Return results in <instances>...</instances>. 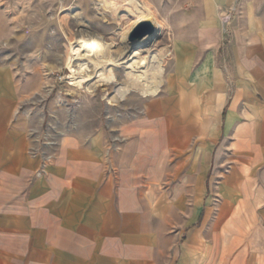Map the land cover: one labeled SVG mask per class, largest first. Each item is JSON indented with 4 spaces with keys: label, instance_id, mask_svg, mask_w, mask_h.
<instances>
[{
    "label": "crops",
    "instance_id": "crops-1",
    "mask_svg": "<svg viewBox=\"0 0 264 264\" xmlns=\"http://www.w3.org/2000/svg\"><path fill=\"white\" fill-rule=\"evenodd\" d=\"M214 1L230 21L199 41L221 149L171 177L162 121L40 154L0 72V264H264V0Z\"/></svg>",
    "mask_w": 264,
    "mask_h": 264
},
{
    "label": "rangeland",
    "instance_id": "rangeland-1",
    "mask_svg": "<svg viewBox=\"0 0 264 264\" xmlns=\"http://www.w3.org/2000/svg\"><path fill=\"white\" fill-rule=\"evenodd\" d=\"M142 1L148 2L156 19L165 25L157 41L150 38L139 43L144 57L167 55L163 86L155 97L136 91L111 103L117 84L128 83L125 64L116 69L118 83L100 88L93 96L70 86L63 64L72 34L78 39L79 14L82 28L98 35L105 47L112 46L113 57L119 59L125 50L122 31L135 21L128 15L127 0H0V72L13 79L19 95L17 116L37 142L40 154L56 153L69 136L103 138L115 148L130 127L143 120L165 123L171 145L169 177L178 160L185 166L193 156L196 164V155L212 149L217 156L221 97L208 92L212 88L206 78L210 69L203 65L205 53L199 41L207 30L224 22L215 1ZM148 21L156 26L154 19ZM214 201L216 217L217 194Z\"/></svg>",
    "mask_w": 264,
    "mask_h": 264
},
{
    "label": "bare ground",
    "instance_id": "bare-ground-1",
    "mask_svg": "<svg viewBox=\"0 0 264 264\" xmlns=\"http://www.w3.org/2000/svg\"><path fill=\"white\" fill-rule=\"evenodd\" d=\"M127 4L129 6V9H127L128 15L134 16L135 21L122 31L121 37L125 50L119 59L113 57L112 46L108 44L105 47L99 41L98 35L87 32L82 28L81 24L83 22L79 18L81 16L79 14L77 22H80L81 27L78 30V39L75 41V35L72 34L73 38L69 40L66 59L63 64L65 77L71 82L70 86L75 87L77 90L82 89L92 96L100 88L117 84L116 69L125 64L128 83L117 84L114 94L110 97L111 103L125 100L127 96L136 91L144 97H155L159 95L164 81V64L167 55L152 53L149 57L142 56L139 48V43L142 42L133 44L130 42V36L142 22L154 19L157 26V34L154 37L155 42L165 30V25L156 19L155 12L148 2L127 0ZM91 68L92 72H90ZM60 103L62 105L63 101Z\"/></svg>",
    "mask_w": 264,
    "mask_h": 264
},
{
    "label": "water",
    "instance_id": "water-1",
    "mask_svg": "<svg viewBox=\"0 0 264 264\" xmlns=\"http://www.w3.org/2000/svg\"><path fill=\"white\" fill-rule=\"evenodd\" d=\"M157 27L151 21L142 22L131 34L130 42L137 44L147 39L156 37Z\"/></svg>",
    "mask_w": 264,
    "mask_h": 264
},
{
    "label": "built area",
    "instance_id": "built-area-1",
    "mask_svg": "<svg viewBox=\"0 0 264 264\" xmlns=\"http://www.w3.org/2000/svg\"><path fill=\"white\" fill-rule=\"evenodd\" d=\"M223 18V21L225 23H228L230 21V17L229 16H225V17H222Z\"/></svg>",
    "mask_w": 264,
    "mask_h": 264
}]
</instances>
